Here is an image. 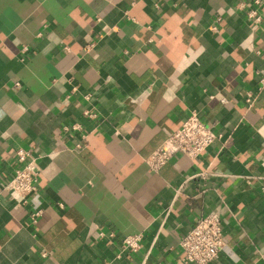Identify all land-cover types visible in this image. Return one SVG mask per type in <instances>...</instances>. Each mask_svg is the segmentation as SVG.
<instances>
[{
	"label": "crops",
	"instance_id": "0c3cea01",
	"mask_svg": "<svg viewBox=\"0 0 264 264\" xmlns=\"http://www.w3.org/2000/svg\"><path fill=\"white\" fill-rule=\"evenodd\" d=\"M263 75L264 0H0V264H185L211 212L209 264H264ZM193 110L221 137L150 170ZM18 147L41 168L26 204Z\"/></svg>",
	"mask_w": 264,
	"mask_h": 264
},
{
	"label": "built area",
	"instance_id": "2783aa9c",
	"mask_svg": "<svg viewBox=\"0 0 264 264\" xmlns=\"http://www.w3.org/2000/svg\"><path fill=\"white\" fill-rule=\"evenodd\" d=\"M260 3L261 0H255ZM249 17L254 21H261L258 10L251 9ZM264 88V75L260 80ZM20 85L19 82L16 83ZM250 107L254 102L251 93L245 97ZM221 135L212 125L207 123L196 110L182 121L180 127L172 132L166 141L147 158L149 169L158 171L176 153H183L193 159L202 155ZM18 165L6 180L5 188L11 198L19 203L26 204L38 192L41 168L30 150L24 147L15 149ZM40 212L34 211L32 217L36 220ZM115 233H110L114 236ZM142 234H127L123 236L124 249L137 252L141 248ZM182 247L181 261L185 264H209L225 246V239L221 218L218 213L201 215L189 232L180 241Z\"/></svg>",
	"mask_w": 264,
	"mask_h": 264
}]
</instances>
